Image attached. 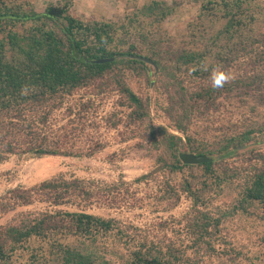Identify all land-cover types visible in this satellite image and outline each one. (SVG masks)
I'll return each mask as SVG.
<instances>
[{
	"label": "trees",
	"instance_id": "trees-1",
	"mask_svg": "<svg viewBox=\"0 0 264 264\" xmlns=\"http://www.w3.org/2000/svg\"><path fill=\"white\" fill-rule=\"evenodd\" d=\"M70 1L37 12L30 1L0 0V163L10 156L91 157L106 146L94 136L102 123L128 133L122 142L142 135L157 153L155 169L133 181L162 175L160 194L149 203L153 211L172 210L182 194L191 206L181 218L158 223L161 234L152 236L87 212L99 202L120 207L121 186L128 185L122 179L101 184L58 175L29 187L17 185L0 195V219L34 203L47 208L0 223V264H207L223 257L235 262L240 252L227 239V218L258 205L264 220V150H250L247 158L239 153L258 137L264 141V116L255 115L264 109V0H200L188 40L179 48L160 31L178 1L151 0L116 20L74 15ZM99 59L108 61L95 62ZM151 66L157 74H151ZM214 68L232 75L220 88L212 87ZM185 75L196 81L192 88ZM127 76L147 86L152 76L158 79L162 111L183 136L153 123L150 99L136 93ZM113 92L118 110L97 120L102 101ZM221 101L236 102L248 118L213 142L190 134L189 126ZM229 150H234L229 159L246 162L244 175L226 159L187 165L178 157L187 151L215 158ZM196 169L200 178L193 174ZM229 187L236 191L234 204L214 208L213 194Z\"/></svg>",
	"mask_w": 264,
	"mask_h": 264
},
{
	"label": "rangeland",
	"instance_id": "rangeland-1",
	"mask_svg": "<svg viewBox=\"0 0 264 264\" xmlns=\"http://www.w3.org/2000/svg\"><path fill=\"white\" fill-rule=\"evenodd\" d=\"M23 1V0H22ZM30 1L37 12H42L47 4H63L67 0H25ZM151 0H72L70 10L74 15L84 18L96 17L98 19H122L131 15L141 8L145 2ZM169 4L177 2L176 12L167 17L162 25L161 32L169 41L168 44L179 48L184 45L188 36V28L199 12L200 0H166ZM218 24V23H217ZM221 23L217 27H219ZM216 28V27H215ZM151 74H157L155 69L150 67ZM151 85L147 86L145 81L137 76H127L129 86L139 94H146L150 99V117L155 125H162L175 135L183 136L175 128L172 121L167 119L162 111L165 99L158 79L151 77ZM196 82V81H195ZM194 80L185 75V85L192 88ZM79 96L71 98L72 103L77 102ZM118 94L113 92L102 101V105L97 112L96 118L106 113L118 110ZM232 103V102H231ZM228 101H221L218 109L210 111L194 124L189 126V133L199 139L213 142L221 138L224 134L231 133L236 129L243 118H248L245 109L236 107L237 103L232 104ZM256 119H262L264 109L256 113ZM120 130H124L120 127ZM97 137L106 143L103 150L91 157H57L47 156L39 159L21 158L10 156L6 161L0 163V195L10 188L17 185L32 186L43 180L54 176L63 175L66 178L72 176L80 179H94L101 184L114 182L115 184L122 179L128 185L121 186V193L118 197L122 198L120 207L107 208L99 202L87 209V212L102 216L119 219L126 224H132L145 230L150 235H160L161 231L158 223L169 221L172 218H181L190 208L191 200L182 194L178 205L170 211L156 212L149 205L154 203L153 199L160 192L158 184L162 180L160 175L156 180L134 183L135 178L154 170L157 166L155 150L150 148L149 143L142 135H136L122 142L123 138L129 136L128 133H118L107 130L101 123L100 132ZM85 141V139H83ZM264 150V141L261 138L254 139L250 144L239 149L247 158L250 150ZM234 155V153L232 154ZM231 155V156H232ZM229 156V157H231ZM225 158L229 167L240 168L244 175L246 162L238 156L235 158ZM200 171L196 169L193 174L200 178ZM243 177V176H242ZM241 177V180H242ZM179 176L177 177L178 180ZM176 180V181H177ZM240 182V181H238ZM236 182V183H238ZM128 189V193L124 192ZM214 193L216 195L213 205L214 208H229V204L236 196L233 187L224 189L223 192ZM220 204V205H217ZM232 205L234 203H231ZM211 207V206H210ZM42 203H34L27 207H21L14 212H10L0 219V223L7 222L17 213H37L46 209ZM71 210L69 207H61ZM152 210H151V209ZM53 209V208H52ZM262 210L258 205H252L247 212L239 210L237 213L227 218L225 228L227 229V239L230 240L234 249L240 252L239 257L234 261L223 257L207 264H264V220L261 218Z\"/></svg>",
	"mask_w": 264,
	"mask_h": 264
},
{
	"label": "water",
	"instance_id": "water-1",
	"mask_svg": "<svg viewBox=\"0 0 264 264\" xmlns=\"http://www.w3.org/2000/svg\"><path fill=\"white\" fill-rule=\"evenodd\" d=\"M145 63L148 64H153L151 60H149L148 58L142 57V56H133ZM108 59H99L96 60L95 62L97 63H104L107 62ZM234 153V150H229L228 152L222 154V155H218L215 158L214 157H210L207 155H196L193 154L191 152H187V151H182L178 154L179 160L183 163V164H187V165H198V164H204V163H208V162H212L213 160H221V159H225L228 158L229 156H231Z\"/></svg>",
	"mask_w": 264,
	"mask_h": 264
},
{
	"label": "clouds",
	"instance_id": "clouds-1",
	"mask_svg": "<svg viewBox=\"0 0 264 264\" xmlns=\"http://www.w3.org/2000/svg\"><path fill=\"white\" fill-rule=\"evenodd\" d=\"M232 78V75L230 72H226L225 70L221 68H214L212 72V87L213 88H220L224 85L225 82H227L229 79Z\"/></svg>",
	"mask_w": 264,
	"mask_h": 264
}]
</instances>
